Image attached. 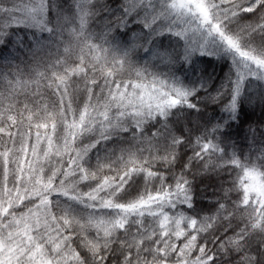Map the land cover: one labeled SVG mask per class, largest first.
<instances>
[{"label": "snow or ice", "instance_id": "1", "mask_svg": "<svg viewBox=\"0 0 264 264\" xmlns=\"http://www.w3.org/2000/svg\"><path fill=\"white\" fill-rule=\"evenodd\" d=\"M245 107L264 0H0V264H264Z\"/></svg>", "mask_w": 264, "mask_h": 264}, {"label": "trees", "instance_id": "2", "mask_svg": "<svg viewBox=\"0 0 264 264\" xmlns=\"http://www.w3.org/2000/svg\"><path fill=\"white\" fill-rule=\"evenodd\" d=\"M23 2L29 3V0H23ZM20 34L22 36L24 35L23 32H21ZM25 39L31 40V33L30 32L28 33V36H25ZM173 40H175L174 37H173ZM2 55L6 59H11V56L8 52H4ZM14 62L20 63L19 60H16ZM194 63L196 64L197 67L204 68L206 73L213 74L214 79L216 80L217 84L220 82V79H222L226 75V73L228 71L226 63H224L223 61H218L217 59H215L213 57H209V56L195 57ZM21 67H23V65H21ZM38 70L43 71V68H40ZM25 71L27 72V69ZM29 78L30 77H28L27 75H25L23 77V79H26V80ZM260 120H264V112H262L259 109L256 110L255 112H252V111L248 110L247 107H245V110L241 114L242 123L233 132V139L235 141H237L239 144H241L242 146H244L246 156L250 154L249 149H248V142L243 139V137L245 135V131L247 129V125L249 122H251L253 124V127H255L256 122H258ZM33 131H35V130L33 129ZM30 145H31V142H30ZM40 147L43 148L44 145L41 144ZM251 155H252V158L255 159V148H253ZM203 203L206 205L208 203V201H204Z\"/></svg>", "mask_w": 264, "mask_h": 264}]
</instances>
